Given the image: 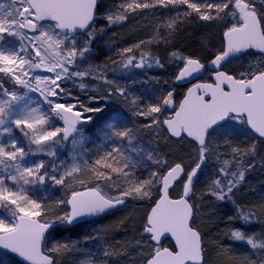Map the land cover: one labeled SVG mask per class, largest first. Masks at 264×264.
Returning a JSON list of instances; mask_svg holds the SVG:
<instances>
[{"label":"snow or ice","instance_id":"snow-or-ice-1","mask_svg":"<svg viewBox=\"0 0 264 264\" xmlns=\"http://www.w3.org/2000/svg\"><path fill=\"white\" fill-rule=\"evenodd\" d=\"M157 9L172 14L157 16ZM99 11V0L0 4V137H7L0 141V264H61L59 257L78 251V241L56 240L52 233L58 225L100 217L129 200L151 202L138 229L140 238L124 245L105 243L98 254L78 264H113L122 257L123 264H264V198L250 203L237 199L258 159L264 164L259 154L264 147V0H119L105 11L106 25L96 28ZM148 14L157 23L146 39L115 48L103 63L81 69L98 35L130 16ZM193 17L217 28L218 44H205L206 60L179 49L167 53L169 62H178L175 83L208 74L191 83L178 103L175 89L146 102L109 78V72L128 73L153 63L163 67L152 46L170 47L180 26ZM242 59H247L243 70L228 67ZM85 78L102 82L105 89L104 95L88 96V104L64 86L79 81L83 92L89 87ZM30 93H38L39 100ZM110 97L144 123L133 120L129 126L120 114L112 115L101 130L107 146L93 152L84 147L88 137L83 125L93 119L85 114L102 113L91 102ZM141 129L155 133L157 143L144 147ZM161 136L165 142L175 138L180 148L163 152ZM69 138L74 146L70 159L53 160L51 167L43 159L29 160L56 157L55 149ZM185 144L186 155H181ZM209 163L214 166L211 175L198 188ZM177 184L182 191L172 198ZM49 185L71 194L57 199L33 195ZM206 197L214 201L209 204L212 215L220 204L232 206L231 223L222 235L244 241L256 259L236 256L216 241L215 257L208 256L196 226ZM235 223L260 227L249 233ZM124 224L121 220L120 226ZM108 230L98 229L95 238L103 239L99 233ZM167 238L174 247L163 246Z\"/></svg>","mask_w":264,"mask_h":264},{"label":"trees","instance_id":"trees-1","mask_svg":"<svg viewBox=\"0 0 264 264\" xmlns=\"http://www.w3.org/2000/svg\"><path fill=\"white\" fill-rule=\"evenodd\" d=\"M99 2L100 11L96 14V28H99V18L104 8L108 7V3L110 4L109 7L115 4V2H111V0H99ZM103 6L105 7L103 8ZM155 11L157 16H162L166 13L169 15L172 14L168 9H157ZM150 15L151 14L147 16L133 15L130 16V18L126 22H123L120 25L108 27L105 33H107L106 36H110L109 39L103 40L100 35H98L94 39L92 44L91 53L94 54L93 63L98 65L106 60V58L109 56L107 53L110 49L109 44H113V41L115 43H121V45L115 43L113 44L111 48L115 50V48L118 47L122 48L125 46H129L139 39H146L150 34H152L155 31V24L157 23V21L154 17H150ZM148 18H151L152 20L147 21ZM134 30L136 32H134ZM216 32L217 28L214 25H208L206 24V22H197L196 18L193 17L192 23H183L180 26L175 36L174 43L170 47H165L163 44H161L158 46V48L153 47V49L151 50L153 55L157 56L164 65L163 67H158L157 70L154 72L155 78L158 79V83H166L167 85L171 86L172 89H175L176 101H179L183 95V89L175 87L172 83V81L174 80L173 74L174 72L178 71L176 67V63L178 62H169V57L167 53L172 51L173 49H179L184 55L199 56L202 59L206 60L208 56V50L205 48V44L210 41L218 44V40H216ZM113 33H115L116 35H113ZM162 46H164L165 49H162ZM238 61L242 60H237L235 61V63ZM228 67L230 68L231 64ZM231 69L233 71H241L240 68L236 69L233 67ZM111 77L113 78L115 76L111 75L110 78ZM79 92L80 91H78L76 88H72V93H75L77 95V93ZM104 94L105 91H102L100 89V92L98 91V93L96 92V94L91 93L87 95L101 96ZM88 96L85 98L86 100H88ZM107 100L108 102H110L112 98L97 99L91 102L93 106H100L104 109L102 113L88 114L91 115L93 119L90 124L84 126L85 132L94 137L95 140H97V132L98 130H100L101 125H104V122L108 120L111 114L110 112L112 108L110 104L104 103V101ZM133 120H136L137 124L144 123L143 119H137L136 117H134ZM151 135L152 132L149 133L147 129L140 130V138L155 145L157 143V138H154ZM159 147L163 152H176L180 148V145L176 141L172 140L169 142H165V140L161 136L159 138ZM64 148L65 144H62L61 147L55 149L57 153L56 157H48L46 155H38V157L48 162L50 166L51 162L57 159V157L64 150ZM186 152L187 145L185 144L184 151L180 154L186 155ZM259 154L261 156H264V147L260 148ZM213 167L214 166L211 163L206 165L204 171L200 174V181H198L197 183L198 188L203 187L204 178L210 177ZM179 185L180 184H178L170 193L173 198L176 197L175 192ZM78 190L82 189L78 188ZM50 191H53V193L50 194ZM105 191H108V189H105ZM44 192L45 193L41 192L39 195L34 196L38 198H47L50 196L52 199H57L61 197L70 196L71 194L70 191H68L67 189H57L52 188L51 186H48L47 190H45ZM110 194L115 193L112 192ZM262 198H264V164L259 162L258 159L255 168L252 171L248 172V174L246 175L245 183L240 189V191L237 193V199L245 203H250L254 201H259ZM205 201V204L202 205L200 208V213L198 214L196 220V226L199 227L201 233L204 236L208 256L213 258L215 257V250L212 247V242L216 241L224 245L225 247L230 248L232 253L236 256L249 255L252 256L253 259H256L257 256L253 254L250 246L247 245L244 241L232 240L222 235V233L226 229V225L231 223L228 221L227 217L233 214L232 206L230 204H220L216 208V214L212 215L209 204L213 203L214 201L211 197H206ZM132 203V208H128V205L130 204V202H128L125 206L117 209L116 211L108 213L104 217L90 223L76 225L72 228H68L66 225H58L57 228L53 230L52 235L56 240L77 241V234L79 233V230L91 224L93 226H98L100 229H109L107 232L101 231V234L103 233L102 237L105 238V241H107L109 244L124 245L129 241L134 242V238H140L138 229L142 224V218L145 217V212H148L150 210L151 202H149L148 205H144L136 201ZM121 220L125 221L124 226H120ZM234 226L239 227L249 233L258 230L260 227V225L258 224L244 226L239 223H235ZM163 245L171 246L168 241H166ZM48 247H51V244H49ZM132 251H135V249H132ZM83 257V255H79L78 252L75 251L68 253L62 257H59V259L61 261V264H77L80 260L83 259ZM125 260L126 258L122 257L120 260L113 261V264H123Z\"/></svg>","mask_w":264,"mask_h":264},{"label":"rangeland","instance_id":"rangeland-1","mask_svg":"<svg viewBox=\"0 0 264 264\" xmlns=\"http://www.w3.org/2000/svg\"><path fill=\"white\" fill-rule=\"evenodd\" d=\"M111 2H115L118 3L119 0H111ZM12 3V0H0V4H4L6 7L8 5H10ZM106 6V4H105ZM103 6V8L105 7ZM110 4L108 3V7H105L103 12H101L100 15V23L98 24L99 27L105 26L106 25V21L104 19H102L105 11L109 8ZM149 15V14H148ZM151 17V15H150ZM146 20V19H145ZM151 18H148L147 21H151ZM134 32H136L134 30ZM107 33H103L100 35V37L104 40V39H109L110 36H106ZM114 37V36H113ZM115 38V37H114ZM114 40V39H113ZM111 44V43H110ZM115 44H120L121 43H115ZM113 45V44H112ZM153 47L158 48V46H152L151 50L153 49ZM162 49H165L164 46L161 47ZM114 51V49L110 48L108 50V55H111L112 52ZM91 55V56H90ZM93 53H88L87 57L88 59L84 60L82 65H81V69H83L84 67H87V65L89 63L94 64V60H93ZM247 63V59H242V61H238V62H234L231 64L230 68H236V69H241L242 65H246ZM158 66H156L154 63L151 67H148L147 65L144 68L141 69H132L130 72L128 73H123V72H109L108 76L110 78V76H115V77H111L110 79H115L121 86H126L128 88V90L135 96H139L141 97L144 101H152L155 99L156 96L160 95L161 93H166L168 90H172L171 86L167 85L166 83H158V79L155 78V71L157 70ZM43 74V73H41ZM207 76L205 78H203L202 80H206ZM201 80V81H202ZM174 81V80H173ZM172 81V83H173ZM84 82L89 86L86 90H84L83 92L79 89L78 84L79 81L76 82L75 85L72 84V82H67L64 86L68 89H70L72 91V88H76L78 91H80L79 93H77V95L75 93H73V96H79L80 99L85 103L88 104V100H86L85 98L88 96L87 94H96V92L98 93V91L100 92V89L102 91H105L104 86L102 84V82H97L91 78H85ZM5 83V87H10L9 83L7 81L4 82ZM176 94V91H175ZM34 100H39V94L38 93H30L29 94ZM112 98V100L110 102L104 101L105 104L109 103L111 106V114L110 117L114 114H120L122 117H124V123H127L129 126H131L132 121H133V115L131 114V112L129 111V109L127 108V106L119 99H117L116 97H110ZM69 100V102H72V98L69 97L67 98ZM179 101H177L178 103ZM93 106V105H92ZM113 112V113H112ZM88 114H96V113H86L85 115ZM137 119H142L139 117H136ZM58 124L60 122H57ZM91 122L84 124V126H87L88 124H90ZM104 126V125H103ZM103 126L101 125L100 130H98L97 132V140H95L94 137H92L90 134L86 133L85 130V135L88 137V140L86 141V143L84 144V147L87 149L92 150L93 152H95L96 148L98 146H104L106 147L107 145L104 144L103 142V138H102V132L101 130L103 129ZM239 127H243V126H237ZM149 133H151V131L147 130ZM14 134L16 136H19L18 132L14 131ZM154 138H156V134L152 132V135ZM7 137H0V141L5 140ZM140 139V143L143 144L144 147H148L149 142L144 141L143 139ZM241 140H245L244 136L240 137ZM63 144H65V148L64 150L59 154V156L57 157V159L55 160L57 163L60 160H68L70 159L71 154L74 151V146L72 144V140L71 138H69V140L64 141ZM76 151H79L80 148L79 146L76 147L75 149ZM40 158L38 156L35 157H29V160H39ZM51 167V165L49 166ZM51 186V185H49ZM45 189L43 188H36L33 191V195H39L41 192H44ZM182 191V184H180L177 187V190L175 192L176 197L178 198L180 192ZM50 194L53 193V191L49 192ZM173 198V197H172ZM128 202H130V204L128 205V208H132V200H129ZM138 203L144 204V205H148L150 201H136ZM130 206V207H129ZM147 212H145L144 216L146 215ZM100 229L98 226H93V225H88L83 227L82 229L79 230V233L77 234L78 236V254L79 255H83V259L89 255V254H98L100 252V249L102 247V245H104L105 243H108L107 241H105V238L102 237L101 232L99 233V235L103 238V239H96L95 237L97 236V230ZM89 237H92L91 239H89ZM78 264V263H77Z\"/></svg>","mask_w":264,"mask_h":264},{"label":"water","instance_id":"water-1","mask_svg":"<svg viewBox=\"0 0 264 264\" xmlns=\"http://www.w3.org/2000/svg\"><path fill=\"white\" fill-rule=\"evenodd\" d=\"M204 76H205V73H204L203 75L200 76L199 80L193 79V80L191 81V83H197V82H200ZM191 83H189L188 81H184V82H182L181 84H177V83H175V82L173 81V84H174L175 87H186V86H187V87H190V86H191ZM186 90H187V89H186ZM185 92H186V91H185ZM182 98H183V97H182ZM172 141H176V139L173 138ZM177 185H178V184H177ZM177 185H176V186H177ZM174 188H175V187H174ZM174 188H173V189H174ZM173 189H172V190H173ZM172 190H171V191H172ZM121 207H123V206H121ZM121 207H118V208H116V209L110 211L109 213L114 212V211H116L117 209H119V208H121ZM149 211H150V210H149ZM107 214H108V213H107ZM107 214H104V215H102V216H100V217H84V218H81L80 220H78L77 222H75L73 225H71V226L66 225V226H67L68 228H72V227H74V226H76V225H80V224H85V223L93 222V221H96V220H98V219L104 217V216L107 215ZM166 241H168V242L171 244V246L174 247V242H173L170 238L164 239V240H163V244H164ZM16 260L19 261L20 258H19V257H16Z\"/></svg>","mask_w":264,"mask_h":264},{"label":"flooded vegetation","instance_id":"flooded-vegetation-1","mask_svg":"<svg viewBox=\"0 0 264 264\" xmlns=\"http://www.w3.org/2000/svg\"><path fill=\"white\" fill-rule=\"evenodd\" d=\"M235 61H237V60H234L233 62H235ZM205 76H207V78H208V74L207 73H205ZM178 88H182L183 89V95H184V93H185V91L187 89V86L186 87H178ZM183 95H182V97H183ZM182 97H181V99H182Z\"/></svg>","mask_w":264,"mask_h":264}]
</instances>
